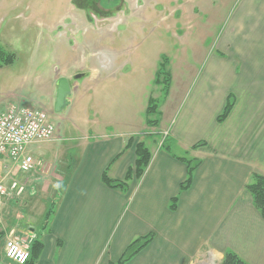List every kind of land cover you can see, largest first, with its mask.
Masks as SVG:
<instances>
[{"label": "crops", "instance_id": "0c3cea01", "mask_svg": "<svg viewBox=\"0 0 264 264\" xmlns=\"http://www.w3.org/2000/svg\"><path fill=\"white\" fill-rule=\"evenodd\" d=\"M230 11L216 40L218 55L206 61L194 84L177 94L171 84L158 103V126L147 125L145 111L141 127L133 102L106 117L105 98L91 94L104 79L85 72L77 89L72 86L70 106L94 98L85 113L100 130L68 146L66 161L60 132L55 143L32 146L29 154L42 166L29 173L3 159L0 182H17L24 191L0 200V264H14L4 254L9 235L29 247L42 243L36 264H118L134 240L150 234L153 241L127 264H221L229 252L247 264H264V218L246 190L253 175L264 177V0H238ZM61 77L55 75L48 91L55 101ZM230 96L233 110L219 123ZM157 134L168 136L167 149ZM139 142L152 153L144 176L126 193L110 189L103 174L124 180ZM182 159L201 161L184 192L188 167Z\"/></svg>", "mask_w": 264, "mask_h": 264}, {"label": "rangeland", "instance_id": "374dc122", "mask_svg": "<svg viewBox=\"0 0 264 264\" xmlns=\"http://www.w3.org/2000/svg\"><path fill=\"white\" fill-rule=\"evenodd\" d=\"M237 1L125 0L121 7L111 1L106 19L104 11L82 7L77 0H0V45L16 56L12 66L0 67V112L13 104L46 111L61 133L58 146L66 161L62 152L68 146L100 130L96 118L85 113L94 98L55 114V95L48 91L56 74H72L69 80L76 88V78L87 72L104 79L91 94L105 98L106 117L133 102L134 117L145 127L150 95L158 103L163 100L154 85L162 58L170 60L176 94L194 84L206 61L218 55L216 40ZM37 102L42 107H34ZM167 139L159 138L162 143ZM48 163L43 165L56 172L55 164Z\"/></svg>", "mask_w": 264, "mask_h": 264}, {"label": "trees", "instance_id": "16d2710c", "mask_svg": "<svg viewBox=\"0 0 264 264\" xmlns=\"http://www.w3.org/2000/svg\"><path fill=\"white\" fill-rule=\"evenodd\" d=\"M16 61V56L8 52L4 49L3 46L0 45V67H8L12 66ZM170 60L168 57H163L158 70L155 74L154 84L156 86L161 87V94L163 96V100H165L170 93V88L172 84V73L169 70ZM235 104V100L233 97H229L227 100V105L225 107L224 112L218 118L219 123H223L228 116L230 115L231 111L233 110ZM161 113L159 112V105L158 101L154 98H150L148 102V107L146 110V117H147V125L148 126H158L159 117ZM132 145L131 141L127 145V148ZM162 146L166 147V142L162 144ZM203 146V144H199L194 147V149ZM152 159V153L146 146L144 142H139L136 145V162L133 168L129 169L127 175L124 180H113L108 177L107 172L103 174L102 181L103 183L113 190H120L122 192H128L129 190V183L136 178L140 180ZM188 167L187 178L185 182L181 185V192L187 191L192 183L194 178L195 171L201 165L200 160H186L182 159ZM246 190L249 191L254 199L255 207L260 211L262 217L264 218V177L259 175H253L251 182L246 186ZM178 198L173 199L171 203V210L175 211L177 208ZM51 214V211L47 215V220ZM46 224L48 221L45 222ZM154 239V235L150 234L145 237L138 238L134 240L125 250L122 258L118 262V264H127L130 262L135 256H137L143 249H145ZM30 260L27 264H36L39 256L42 253L43 245L39 241H34L30 245ZM221 264H247L244 262L238 255L235 253H227L223 259Z\"/></svg>", "mask_w": 264, "mask_h": 264}, {"label": "built area", "instance_id": "2783aa9c", "mask_svg": "<svg viewBox=\"0 0 264 264\" xmlns=\"http://www.w3.org/2000/svg\"><path fill=\"white\" fill-rule=\"evenodd\" d=\"M56 126L50 116L41 108L10 106L0 114V166L4 158L18 167L23 173H29L39 166L29 149L34 145L50 144L56 140ZM24 188L17 182L6 186L0 182V200L20 195ZM5 258L14 264H27L30 249L26 241L15 236L5 239Z\"/></svg>", "mask_w": 264, "mask_h": 264}, {"label": "water", "instance_id": "95a60500", "mask_svg": "<svg viewBox=\"0 0 264 264\" xmlns=\"http://www.w3.org/2000/svg\"><path fill=\"white\" fill-rule=\"evenodd\" d=\"M72 95V85L67 78H60L57 81V94L54 106L55 113H61L65 108L69 107L71 102L69 98Z\"/></svg>", "mask_w": 264, "mask_h": 264}, {"label": "flooded vegetation", "instance_id": "af4514ba", "mask_svg": "<svg viewBox=\"0 0 264 264\" xmlns=\"http://www.w3.org/2000/svg\"><path fill=\"white\" fill-rule=\"evenodd\" d=\"M78 3L82 6V7H85V6H91V7H94L95 10H101V11H104L101 13V15H104L106 14L105 18L110 14H107V6L109 3H111V1H118L120 2V6L118 7H121L122 3L125 1V0H77ZM117 7V8H118ZM116 9V8H115ZM107 19V18H106ZM78 78H76L77 80ZM70 81V80H69ZM71 83V81H70ZM72 86H73V83H71Z\"/></svg>", "mask_w": 264, "mask_h": 264}]
</instances>
